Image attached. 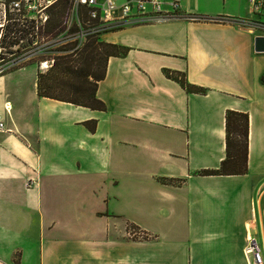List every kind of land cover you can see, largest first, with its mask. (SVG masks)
<instances>
[{"label":"crops","instance_id":"obj_1","mask_svg":"<svg viewBox=\"0 0 264 264\" xmlns=\"http://www.w3.org/2000/svg\"><path fill=\"white\" fill-rule=\"evenodd\" d=\"M181 6L203 19L97 37L127 47L97 83L104 110L39 96L42 65L0 75V264H246L247 236L264 264L262 33L237 21L249 0ZM227 110L248 115L246 171L200 175L225 158Z\"/></svg>","mask_w":264,"mask_h":264},{"label":"trees","instance_id":"obj_2","mask_svg":"<svg viewBox=\"0 0 264 264\" xmlns=\"http://www.w3.org/2000/svg\"><path fill=\"white\" fill-rule=\"evenodd\" d=\"M9 1V0H7ZM72 11L71 21L66 37L71 38L77 31L76 13L84 14V9L77 12L71 0H56L46 9L44 23L35 27L34 20H26L27 27L19 24L16 16L6 9L5 21L0 26V75L23 67L33 61L51 59L44 71H37L36 89L39 96L63 100L91 109L104 110V103L96 96L99 80L105 76L106 59L124 55L127 47L116 43L103 42L97 37H87L80 46L74 48L76 40H69L60 45L56 37L63 31L65 17ZM200 19H203L200 16ZM23 25V24H22ZM4 30V31H3ZM54 39L42 45L39 39ZM26 42H23V39ZM46 48V49H44ZM7 53L9 60L5 61ZM166 76L176 80L190 92L205 93V89L186 80L185 74L179 71L164 70ZM89 130H94L95 121L83 123ZM248 115L245 112L227 110L225 112V149L226 155L216 168H202L200 175L242 174L245 173L247 157ZM169 183H181V180L167 179Z\"/></svg>","mask_w":264,"mask_h":264},{"label":"built area","instance_id":"obj_3","mask_svg":"<svg viewBox=\"0 0 264 264\" xmlns=\"http://www.w3.org/2000/svg\"><path fill=\"white\" fill-rule=\"evenodd\" d=\"M75 12L84 9V14L76 13L77 31L70 40H76L74 48L81 45L87 37H98L101 34L119 29L124 26L139 23H162L175 19L188 21L199 20L200 15L189 13L182 9L181 0H71ZM56 0H9L7 4L1 2L2 17L5 21L6 9L15 12L19 22L34 20L40 24L46 19V9ZM252 18L238 19L260 31L264 36V0H249ZM7 5V8H6ZM222 20L221 17H215ZM4 23H1L2 26ZM23 24V23H22ZM38 24H35L37 29ZM44 62V61H43ZM46 62L43 68H46ZM8 108V107H7ZM6 108V109H7ZM3 117L0 114V132L7 131ZM139 234V231L135 232ZM246 264H261V246L252 236L246 237L243 246Z\"/></svg>","mask_w":264,"mask_h":264},{"label":"rangeland","instance_id":"obj_4","mask_svg":"<svg viewBox=\"0 0 264 264\" xmlns=\"http://www.w3.org/2000/svg\"><path fill=\"white\" fill-rule=\"evenodd\" d=\"M1 2L5 3V4L8 3L7 0H1ZM6 8H7V5H6ZM7 9H8V8H7ZM8 12H9V13H13V14H14L13 16L18 17V15H16L15 12H13V11H9V10H8ZM71 16H72V11L70 10L69 14L65 17V20H66V21H65V24H64V29H63V31H62V32L56 37L57 39H59V40L61 41V43H58V45H60V44H62V43H64V42L70 40L68 37H66V35L68 34V33H67V29L69 28V25H70ZM1 23H6V21H3V17H2V6H1V4H0V24H1ZM22 23H23V25H22ZM22 23L19 22V24H20L21 26H23V27H27V26H28V22H22ZM34 24L41 25L39 22H35V21H34ZM33 28H34V27H33ZM34 30H35V28H34ZM3 31H4V30H3ZM0 33H1V31H0ZM28 37H29V38H32L29 34H28ZM37 39H39V41L41 42L42 45H45V44H47L48 42L54 40V39H46V40H45V37H43V38H42V37L32 38V40H37ZM23 42H26V39H25V38L23 39ZM44 49H46V48H44ZM0 50H1V51L3 50V52H4V49H3V48H0ZM4 55H5V61H6V60H9L7 53H4ZM33 60H35V62H32V64H38V65H40L41 62H42L43 64H44V62H46V63H45L46 66H48V65L51 64V62H52L51 59L37 60V59H35L34 57L29 59V61H33ZM43 61H44V62H43ZM41 65H42V64H41ZM41 65H40V66H41ZM43 66H45V65H43ZM45 69H46V68H43L42 71H44Z\"/></svg>","mask_w":264,"mask_h":264},{"label":"water","instance_id":"obj_5","mask_svg":"<svg viewBox=\"0 0 264 264\" xmlns=\"http://www.w3.org/2000/svg\"><path fill=\"white\" fill-rule=\"evenodd\" d=\"M254 50L258 52L264 51V36L257 35L254 37Z\"/></svg>","mask_w":264,"mask_h":264}]
</instances>
